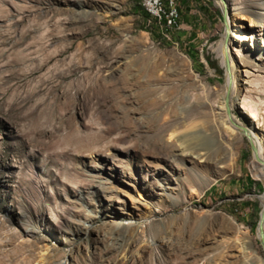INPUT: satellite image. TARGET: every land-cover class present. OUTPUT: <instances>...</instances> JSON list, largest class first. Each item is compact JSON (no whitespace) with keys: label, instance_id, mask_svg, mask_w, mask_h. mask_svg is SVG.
Returning <instances> with one entry per match:
<instances>
[{"label":"rangeland","instance_id":"obj_1","mask_svg":"<svg viewBox=\"0 0 264 264\" xmlns=\"http://www.w3.org/2000/svg\"><path fill=\"white\" fill-rule=\"evenodd\" d=\"M142 1L0 0V264H264L248 140L191 192L168 118L148 106L200 93L198 81L218 92L221 43L254 31L233 42L232 67L264 135V0H223L224 21L217 0H173L174 30L145 19ZM218 117L230 141L239 130ZM196 130L174 138L198 146Z\"/></svg>","mask_w":264,"mask_h":264},{"label":"bare ground","instance_id":"obj_2","mask_svg":"<svg viewBox=\"0 0 264 264\" xmlns=\"http://www.w3.org/2000/svg\"><path fill=\"white\" fill-rule=\"evenodd\" d=\"M154 4H156V0L142 1L143 10L148 15V17H152L153 13L155 12ZM232 16L234 19L233 24L236 27V12L234 9L232 10ZM250 23H252V21H250ZM252 32L250 35L235 33L231 40H226V43H221V64L224 66V68L227 67V70H225L224 85L218 92H215L216 90L214 91L208 89L204 84L198 81L197 87H200V90H198L200 93H189L191 100L196 99L194 104L190 105L191 102L188 103L189 101L187 99L189 97H187V95H181L176 100L169 101L167 104L162 103L163 100L158 102V99L156 100L157 102L151 100V102L148 104L151 110L160 112V119L162 118L164 121L166 120L165 118H168V122L163 124V126L166 128V132L168 133L167 139H171L170 146L174 148L173 157L178 158L179 162H181L183 165V171L185 173V185L190 191H200L201 185L206 183L205 179L209 177L208 172L210 171V168H213V170L214 168H222L223 170H227L233 167V162L235 161L234 150L237 147L236 145H238V142L242 141L244 137L254 148V152H252V159L257 169V173L264 180V135L261 129L262 125H260V114L258 113V109L255 107V103L252 101L250 102V100L249 102H246L248 98L245 101L246 97L250 95L249 92L245 88L236 90L234 70L232 67V56L239 55V50L234 48L233 42L249 41L252 38L251 36L255 33L254 31ZM244 73L246 75L249 74L245 70ZM234 90L237 91V101L241 110L240 114L249 121V124L244 126V128L236 124L235 117L233 115V105L230 102V98L232 93H234ZM212 94L215 95L214 99H208ZM197 100L199 102H197ZM216 111L219 114H216ZM227 113L229 114L228 116ZM220 115L228 120L229 124L237 127L239 130L235 133V136H233L230 141H226V139L222 140L221 136H217L213 132L212 125H214L213 123H216V120L218 121L220 118L218 116ZM197 120L201 122L199 127L193 123ZM222 120L225 121L227 125L226 120ZM222 125H224V122H222ZM230 127L231 126H229V128ZM178 129H181V131L179 130L178 132L198 129L196 130L195 136L197 135V137H200L201 133L203 132L204 134L202 135V138H204V142L198 146L184 145V143H181L178 138H174V136L178 133ZM231 133H234L232 129ZM228 137H231V135H228ZM177 142H179L178 145H176ZM192 156H194L195 160L191 158ZM198 161H202V163L200 164ZM260 234L264 241V221L262 224V229L260 226L259 231L257 230V238L260 237ZM237 245L239 246V244ZM238 246H235L231 243L225 246L224 252L226 256L239 259L241 257V249L239 250ZM262 251L264 253V246Z\"/></svg>","mask_w":264,"mask_h":264},{"label":"built area","instance_id":"obj_3","mask_svg":"<svg viewBox=\"0 0 264 264\" xmlns=\"http://www.w3.org/2000/svg\"><path fill=\"white\" fill-rule=\"evenodd\" d=\"M154 5L155 12L152 17L148 18L165 30L176 29L178 12L173 0H156V4Z\"/></svg>","mask_w":264,"mask_h":264},{"label":"water","instance_id":"obj_4","mask_svg":"<svg viewBox=\"0 0 264 264\" xmlns=\"http://www.w3.org/2000/svg\"><path fill=\"white\" fill-rule=\"evenodd\" d=\"M222 8V19L223 21L225 20V16H226V4L223 0H217ZM225 70H227V67H225ZM249 146H250V150H251V153L254 152V148L252 147V145L249 143ZM264 221V207H262V210L259 214V222H258V225H257V230L259 231L260 229V226L262 224V222ZM260 237L258 238L259 240V244L261 246V248H263L264 246V241L262 239V236L261 234L259 235Z\"/></svg>","mask_w":264,"mask_h":264},{"label":"trees","instance_id":"obj_5","mask_svg":"<svg viewBox=\"0 0 264 264\" xmlns=\"http://www.w3.org/2000/svg\"><path fill=\"white\" fill-rule=\"evenodd\" d=\"M145 19H148V15L145 13V11L143 10V15H142ZM213 70L216 71V68L212 67Z\"/></svg>","mask_w":264,"mask_h":264}]
</instances>
